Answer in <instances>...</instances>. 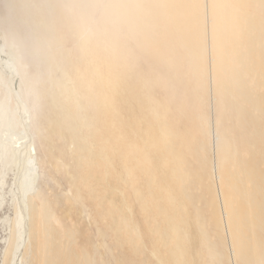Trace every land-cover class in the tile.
I'll return each instance as SVG.
<instances>
[{"label": "rangeland", "instance_id": "rangeland-1", "mask_svg": "<svg viewBox=\"0 0 264 264\" xmlns=\"http://www.w3.org/2000/svg\"><path fill=\"white\" fill-rule=\"evenodd\" d=\"M83 1L73 2V9L80 12ZM106 2L92 0L85 3L82 10L85 30L92 33L89 45L103 42L106 37L101 29L97 30L98 18L104 14ZM184 3L189 8L184 22L190 40L189 54L185 58L187 72H182L183 81L180 82L187 83L188 97H191L179 121L187 131L183 130L185 145L188 144L192 152L187 153L186 158L194 173H191V183L186 185L188 188L180 187V192L176 191L165 178L166 169H162L165 166H159L154 158L153 171L157 176L154 181L158 180L156 183L160 187L170 185L176 200L173 207L161 190H155L164 199L152 201L143 211L134 192H144V178L138 173V180L133 184L127 172L138 171L133 162L126 160L128 150L134 144L133 138L144 126L143 118L139 117V105L144 107L146 104L143 89L134 90L137 96L130 90V95L126 86L129 82L125 80L122 91L115 78L118 70L113 72L103 60L107 49L103 47L108 46L103 43L98 59L97 50L90 52L82 48L76 29L68 24L69 14L65 17L60 14L58 0H0V45L7 57H12L15 71V74L8 70L3 74L0 72V99L7 103L16 129L19 121L13 109L19 106L28 113L29 124L25 126L32 137L37 172L35 187L27 196L30 219L26 220L27 238L17 264H180L178 260L173 261L171 254L178 253V250L172 252V240H162V233L165 230L169 233L163 220L167 216L185 235L181 242V247L188 250L184 254V261H188L185 264H243L234 252L226 223L218 144L223 139L238 144L240 129L242 132L246 129L252 131L253 127L248 123L245 129L239 128L232 109L222 106L227 99L224 102L225 96L221 98L218 93L210 55V0H184ZM227 10L230 11L231 7ZM108 33L110 42V30ZM129 42L125 38L121 45L133 52L135 63L131 66L127 63L125 68L135 69L143 77L154 63L148 59V51L139 49L138 52V48ZM111 45L118 49V45ZM92 55L100 69L117 81L115 91L100 87L103 94L115 97L113 120L103 117L104 113L97 105V93L88 92L78 81V71L90 66L88 60ZM160 70V75L166 77L168 74L169 77L161 76L163 80L172 83L175 74L162 66ZM162 78L161 82H164ZM97 81L99 79H92V85ZM163 94L164 89L159 85L151 88V96L155 99H162ZM200 116L201 129L200 125H194ZM58 118L74 128L73 131L68 127L72 129L70 132L65 124V128L59 130H64V139L53 128L56 123L53 126L52 121ZM110 123L115 128L116 143L123 145L124 164L119 151L111 152L110 143L107 146L106 141L111 142L106 130ZM260 135L264 139L262 128ZM82 148L87 154L79 157L78 154L82 153L77 149ZM238 151L245 158V153ZM4 160L0 157V196L3 197L0 205V264H9V243L19 187L15 171L12 167L4 168ZM261 170H264V164ZM161 211L163 214L159 213Z\"/></svg>", "mask_w": 264, "mask_h": 264}, {"label": "bare ground", "instance_id": "bare-ground-1", "mask_svg": "<svg viewBox=\"0 0 264 264\" xmlns=\"http://www.w3.org/2000/svg\"><path fill=\"white\" fill-rule=\"evenodd\" d=\"M58 1L60 14L64 17L69 14L68 24H72L76 29L78 42L82 48L88 49L90 52L97 50V54H95L98 59L99 49L104 44L109 47V50L108 47H103L107 48L104 56L102 55L103 60L106 66L113 69V72L115 69L118 70L115 78L121 84L122 91L126 85L125 80L129 82L126 85L129 92L130 90L134 92L140 87L143 89L146 104L144 107H141L140 103L138 104L140 106V110L139 108L138 110L141 113L138 115L141 119L143 118L144 126L143 130L138 131L136 137L133 138L134 144L131 143L133 147L128 150L126 158L127 161L135 164L133 167L138 172L129 171L127 174L131 176L133 184L138 180V173L143 175L144 192L136 190L134 192L143 211L149 208L148 205L152 204V201L155 202L159 198L164 199L160 196L162 194L157 195L155 190L158 192L161 190L169 204L174 207L176 198L171 194L170 185L160 187L156 183L158 180L154 181L157 176L153 167L154 158H156L159 166H165L162 167L163 171L166 169L165 178H168L174 185L176 191L180 192V187L183 189L192 181L194 172H191L193 169L190 170L186 158V154H190L192 150L188 144L185 145L183 130L186 131V129H183L179 121L180 118L182 119L191 97H188L189 92L185 86L187 83L180 82L183 81V77L181 79L182 72H187L185 58L189 52L187 47L190 40L184 22L187 14L184 0H107L104 14L98 18L100 25L97 26V30L101 29L100 32L105 33L106 40L93 42L91 45H89V41L92 33L85 30L82 19L85 14L82 10L92 0H85L86 2L80 0V2H84L80 12L74 10L72 6L73 2L76 3L79 0ZM229 6L231 7L230 11L227 10ZM210 16V36L212 38V54L210 55H212V66L215 69V82L220 97L225 96L224 100L227 99V103H222V106L232 109L236 119L232 116L239 128L245 129L244 126L248 123L253 127L252 131L246 129L242 132L240 129L238 133L241 140H238V144H234L235 142L233 143L229 139L225 140L226 142L223 139L218 144L220 173L224 180L222 196L226 206V223L229 226L234 252L238 259L243 264H264V170H261V166L264 164V139L260 135V129L264 130V0H210ZM109 30L111 32L110 42L108 39ZM123 36L138 48V52L145 50L150 53L147 57L154 64L146 71L147 73L145 72V76L142 77L139 72L134 71L135 69L131 71L129 67L125 68L127 63L131 66L135 62L133 52L128 50V47L127 49L121 45L124 43ZM111 43L118 45V49H115ZM11 59L12 57H7L0 45V72L2 74L7 70L15 74ZM88 63L90 65L88 68L78 71V81L88 92L97 93V105L103 111V117L105 119L110 117L113 120L115 97L106 96L101 92L100 87L103 90L105 87H109L110 90L115 91L117 81L114 82L102 68L100 69V65L95 61V56L92 55ZM160 65L175 74L172 83L163 80L164 76L160 75L162 72ZM133 68L132 66L131 69ZM244 74L248 78L243 77ZM167 76L168 74L164 78H169ZM96 78L99 81L92 85L91 80H96ZM161 78L164 82H161ZM249 80L251 81L250 86L247 85ZM154 85H159L164 89L163 97L160 100L151 96V88ZM134 94L137 96V93L134 92ZM139 95L141 94L139 93ZM136 96L134 98H137ZM225 104L227 105L225 106ZM13 111L18 116V129H16L14 118L10 116L7 103L0 99V157L6 159L4 168L12 167L13 172L15 171V179L19 187L16 192L15 217L12 224L14 229L13 232L11 231L12 236L9 243V264H17L27 238L26 220L30 219L28 217L30 204L27 203L29 199L27 196L35 187V174L37 173H35L36 162L32 154V137L25 126L29 124L27 123L28 113L19 106ZM197 118V123L194 125H200L201 129L199 121L202 120V117ZM98 119L101 121V117ZM192 119L190 118V120ZM52 123L53 126L56 123V128L52 126L54 131L65 128L66 124L63 119L59 118L53 120ZM68 127H73L69 122L66 124V130L72 131L73 129L74 131V128ZM106 130L111 139V142L106 141L108 142L107 146L110 143L108 147L111 152L119 151L120 160L124 164V148L121 142L119 145L116 143L114 126L110 123ZM58 131L57 134L64 139L66 137L63 135L64 130L59 133ZM136 138L140 140H137L139 143L136 142ZM239 149L245 153V158L244 155L243 157L240 155ZM77 151L82 153L78 154L79 157L87 154L83 148L77 149ZM161 179L163 181V176ZM1 183L2 179H0V185ZM2 199L3 197L0 196V205L3 202ZM163 207L166 208V206ZM173 212L175 213V211ZM163 220L169 233L165 230L161 235L162 240H172L174 247L172 252L175 249L178 250V253L171 252L173 261L178 260L180 264H185L184 254L188 250L185 251L181 247L185 235L177 227L176 222H170L169 216ZM43 242L45 243V241Z\"/></svg>", "mask_w": 264, "mask_h": 264}]
</instances>
